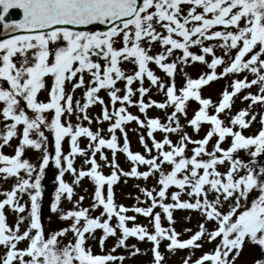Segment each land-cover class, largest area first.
Returning a JSON list of instances; mask_svg holds the SVG:
<instances>
[{
  "label": "snow or ice",
  "instance_id": "6c2138e0",
  "mask_svg": "<svg viewBox=\"0 0 264 264\" xmlns=\"http://www.w3.org/2000/svg\"><path fill=\"white\" fill-rule=\"evenodd\" d=\"M184 5L188 6L186 15L181 14ZM11 9H19L23 18L9 25L4 23V18ZM0 24L5 31L26 33L0 40V117L5 122L0 147L11 146L10 140L18 138L13 155L0 153L2 178L16 179L10 191L0 192L4 196L0 200V246L3 248L0 264H110L117 259L123 261V256L94 255L90 246H86L91 239L102 249L109 237L117 240L118 247H126L129 238L149 242L153 264H163L165 259L159 251L162 241L167 242L165 249L170 253L198 250L202 248L200 241H216L213 250L203 253L193 264H237L247 243L258 248L260 253L252 264H264V114L260 115L259 130L250 136L243 135L242 131L250 128L256 120L255 115L246 120L248 111L238 110L228 116V125L219 118L221 114L227 115L226 110L231 109L238 93L252 86L258 87V93L246 94L241 101H250L249 108L257 103L264 105V0H0ZM91 25H107V29L81 30ZM157 25L167 34L161 35L156 30ZM218 27L222 30H216ZM206 41L218 43L205 46ZM154 42H158L163 51L149 55ZM192 47L198 48L199 54L190 51ZM216 47L223 49L227 60L215 55ZM174 50H179L182 55L167 62ZM230 50L235 51L234 56L229 55ZM205 57H210V62ZM97 61H103V64ZM123 62L134 65L133 74H126L119 67ZM150 63L170 78L168 84L160 82L149 70ZM195 63L206 66L209 71L196 79L185 73L183 86L177 89L172 79L176 72H183V66ZM178 64L182 66L179 69ZM221 66L222 70L217 74L216 69ZM244 72L255 78L250 81L246 77L233 79L231 91L223 90L217 104L202 98L200 90L210 82ZM84 73L90 79L81 104L79 99L74 101L73 93L84 87ZM74 77H77L76 82L65 92V83H71ZM145 77L166 97L163 102L144 101L143 97L149 91L143 87ZM46 78L50 79V84H46ZM118 81L124 82L122 96L118 95L121 89L115 87ZM134 81L141 85L135 92L130 87ZM101 89L106 91L110 104L114 106L119 102L121 106L113 107L109 112L104 100L97 95ZM41 92L46 93L47 102L38 99ZM135 94L140 99L133 102ZM190 101L198 108L187 120V125L197 134L202 125L210 126L197 140L183 132L179 123L180 116L187 119ZM93 104L102 106V120L98 117L97 123L110 122L106 129L109 139L101 136L99 128L93 132L79 123L73 126L68 122L69 117H75L91 124L86 110ZM133 106L144 114V120L126 110ZM153 107L173 109L170 114L166 113V123H161L159 118L147 117V110ZM130 122L146 130L151 148L145 142V136L137 135L148 158L130 151L124 128ZM17 126H22L19 135ZM45 130L55 141V155L51 159L57 170L54 176L57 186L50 210L58 214L59 220L70 222L69 226L47 234L41 220V181L50 163ZM117 130L124 137L122 146L117 143ZM155 132L164 134L160 141L154 138ZM32 134L35 139L31 138ZM168 134H177L178 142L174 144ZM66 137L70 151L64 155L62 141ZM79 137H86L90 142V156L78 147ZM214 137L211 150H208L206 146ZM226 139L230 143L223 149L220 145ZM188 145L193 147L188 149ZM25 148L41 153L38 165L22 159ZM101 149L111 150L112 159L109 160ZM153 149L155 155H151ZM186 150L190 155H186ZM117 152H122L130 162V170L124 171L117 164ZM240 152L245 154V159L239 157ZM97 153L104 166L111 168L107 176L101 174L100 165L93 158ZM76 156L86 157L83 164L90 165L89 170H75L73 158ZM225 163L228 165L226 171H218V166ZM138 166H147V170L140 172ZM163 166H169L170 170L166 172ZM21 172L27 178L20 176ZM65 172L73 174V184L85 177L92 182L94 193L90 208L91 211L101 209L99 216L92 218L88 208H78L83 196L73 205L77 210L65 212L59 207L62 198L71 201L73 197V188L62 179ZM155 174H158V190L149 191L137 186L151 201L147 207L127 208L115 203L114 185L121 177L127 183V178L147 180ZM170 188L175 191L169 193ZM182 194L188 199L182 200ZM24 196L27 200L21 203ZM168 199L171 202L165 203ZM225 205L227 210L222 212L220 209ZM5 206L17 214L12 227L6 225ZM157 208L160 211L154 212ZM176 210L198 212L202 221L214 222L215 227L209 230L201 222L188 239L180 240L181 233L172 227L176 223L173 219ZM128 212L150 217L152 231L135 224L136 215H127ZM161 212L168 228L161 226ZM22 213L26 215H20ZM113 218L114 226L110 223ZM183 220L188 221L190 217ZM130 221L131 227L127 226ZM22 224L25 228L20 231ZM96 230L102 232L99 237L95 235ZM182 231L190 233L192 230L185 228ZM68 233H71V239L65 241ZM21 243H25L22 249L18 247ZM130 247L131 256L140 254L135 245ZM189 261L190 257H185L182 264H189Z\"/></svg>",
  "mask_w": 264,
  "mask_h": 264
},
{
  "label": "rangeland",
  "instance_id": "374dc122",
  "mask_svg": "<svg viewBox=\"0 0 264 264\" xmlns=\"http://www.w3.org/2000/svg\"><path fill=\"white\" fill-rule=\"evenodd\" d=\"M182 7V15H186V11L188 6L184 5ZM197 12L200 11V9L196 10ZM195 23V22H194ZM191 26V25H189ZM89 31H101L97 28L93 29H88ZM156 30L161 33V35H166L167 33H164L163 30L157 25ZM216 30H222L221 28H217ZM173 38L179 39L175 36ZM209 43L216 44L218 42H205V46H207ZM147 47L146 45H142ZM119 47V45H117ZM163 51V49L160 48V45L158 42H154L151 45V50L149 51V55H155L159 52ZM190 51H192L195 54H199L198 48L192 47L190 48ZM235 51L230 50L229 55L234 56ZM182 55L179 50H174L173 55L169 58L167 62H173L177 57ZM215 55L221 56L223 59L227 60L228 58L223 56V49H220L218 47L215 48ZM206 60L210 62V57H205ZM95 61L96 58H93ZM101 64H103V61H97ZM119 67L125 71L126 74H133L134 73V65L131 63L123 62L119 65ZM181 65H177V68H181ZM149 70H151L160 80V82H163L164 84H168L170 82V78H168L155 64L150 63L148 65ZM222 70V66L218 67L216 69L217 74L220 73ZM209 70L206 68V66L200 65L198 63L195 64H190L188 66H183V72L177 71L176 74L174 75V83L176 85V88L179 89L183 86L184 83V74L186 73L189 78L196 79L199 77L201 73H207ZM80 74H78L79 76ZM247 78V80L254 79L255 77L251 73H240V74H230L223 79L217 80L210 82L208 85L204 86L200 90V94L202 98H209L213 104H217L220 99V94L223 90L227 88V90L231 91L230 88V82L233 79H243ZM84 78V87L83 88H78L75 90L73 93L74 101L76 99H79L81 104L84 103L83 100V92L87 90V87L89 86V75L87 73L83 74ZM77 80V77L73 78V81L71 83L66 82L64 86L65 92H68L71 88V84L75 83ZM50 79L46 78V84H50ZM94 86V85H93ZM141 85L139 82L134 81L133 84L130 86L133 91L135 92V89L140 87ZM115 87L120 88L121 92L118 93V95H123V87H124V82L123 81H118L115 85ZM143 87L148 88L149 91L148 93L143 97L144 101L147 102L148 99H151L157 103L163 102L166 97L162 95L157 88L153 87L150 85V83L147 81V78H144V84ZM258 87L257 86H252L250 89H245L242 90L240 93H238L234 98H233V103L232 107L230 110H226L227 115L221 114L220 119L224 121L225 125H228V116L236 114L238 110H246L249 113V117H246L245 119L247 120L250 118L252 115H255L256 120L252 122L250 128L243 130L242 134L245 136H250L254 135L260 128L259 124V119L260 115L264 114V105H261L259 103L254 104L249 108L250 101H241V97H243L246 94H257L258 93ZM99 98L104 100V106H107L109 112L112 111L113 107L119 108L121 105L119 102H117L114 106L110 104L109 98L107 97L106 91L101 89L98 94ZM38 99L43 102H47V96L45 92H41L38 94ZM138 99H140L138 94H135L132 96V101L135 102ZM23 106V105H22ZM73 107L75 108V103H73ZM101 108L102 106L99 104H93L90 108H88L87 115L89 118L92 120V123L89 124L87 121L83 120L82 118L80 120H76L75 117H69L68 122L71 123L73 126H75L77 123L80 124L81 127H87L91 131L95 132L98 128L100 129V134L102 137L105 139L110 138V134L106 132V129L109 127L108 121H102L101 123H97V118L101 117ZM198 108V105L195 102H189L187 106V119L185 117L180 116L179 117V123L183 129V132H186L193 140L201 139L207 129L210 127L208 125H202L200 132L194 133L192 129L187 125V120H190L192 118V115L194 114V110ZM126 110L131 113L132 115L138 116L141 120L145 119L144 114L139 113L138 108L136 107H127ZM172 108H167L165 110H160L156 108H149L147 110V117L148 118H159L161 123H166V113L170 114L172 112ZM29 116H31L30 112H26ZM209 114H212V109H209ZM82 115V114H81ZM179 115V114H178ZM10 123V122H8ZM4 124L5 122L3 121L2 117H0V135L3 134L4 131ZM174 126V125H173ZM230 126V125H229ZM125 132H127V137L130 142V151L133 153H140L141 155H145L146 158H148V154L144 152L143 147L139 144L138 140V135H143L145 136V142L149 145L151 148V141L147 139L146 136V130L145 129H139L135 122H130L127 125L124 126ZM135 129L136 131L133 132L131 130ZM236 130V129H234ZM17 133L18 135L22 133V126H17ZM45 135L48 137V151L50 153V163L49 166L45 170V175H56L57 170L55 169L54 163L52 162L51 157L55 155V141L52 138L51 134L48 133L45 130ZM115 135L117 136V143L118 146H122L123 144V135L119 132V130L116 131ZM169 139L172 140V142L175 144L179 140V136L177 134H168ZM164 134L160 132H155L154 133V138L157 141H160L163 138ZM31 138L35 139V135L32 134ZM215 137L213 138L212 141L209 142V144L206 146L208 150H211L212 144L214 143ZM10 145L11 146H3L0 147V153L11 156L14 154V148L18 144V138L13 137L10 140ZM230 141L226 139L225 142L221 143V148L226 149L229 146ZM0 144H2V140H0ZM78 147L82 150H85L88 152V150L91 147L90 142L86 137H79L77 141ZM193 145H188V149H191ZM167 150V148L165 149ZM70 151V145L68 142V138L66 137L64 141H62V153L64 155H67ZM101 151L105 154V156L111 160L112 155H111V150L109 149H101ZM156 152L153 149L151 152V155H155ZM91 153L88 152V156H90ZM186 155H190V151L186 150ZM239 157L242 159H245V154L243 152H240ZM41 158V153L36 152L34 150L25 148L23 152L22 159H27L29 160L30 163L33 165H38L39 161ZM86 157L85 156H76L73 158V166L77 172L84 170L87 171L90 168V165H84L83 161ZM97 163L100 165L99 171L101 174L107 176L111 173V168L104 166L103 162L99 160V153L96 154L95 157ZM115 160L117 164L120 166L121 169L124 171L130 170V162L127 161V158L124 156L122 152H117L115 156ZM227 163L223 166H218V171L220 172H225L227 169ZM164 170L167 172L170 170L169 166H163ZM138 171L143 172L147 170V166H138ZM20 176L27 178L23 172L19 173ZM3 174H0V192H5V191H10L11 187L16 183V179L14 177L12 178H7L3 179ZM64 182L68 183L70 187L73 188V197L71 201H68L66 198H62L61 203L59 207L66 211L69 210H77L76 208L73 207L74 204L79 200V197L83 196L84 199L79 203L78 208H88L89 209V215L92 218H95L100 215L101 209H97L96 211H91V204L93 203L92 196L94 193V185L88 178H83L79 181L78 184H73V180L75 177L73 176L72 173L65 172V175L62 178ZM158 179V174H155L154 176H150L147 180L144 179H135V178H127V183H124L125 178L121 177L120 181L114 185V200L115 203L119 206L122 205L127 208L131 207H147L151 201H148L147 198L139 192V187H143L146 190L151 191L153 188H156L158 190L159 186L157 185L156 181ZM139 186V187H137ZM106 188V186H105ZM171 191H175L174 188L169 189V193ZM55 191L48 197H42L41 204L44 201L49 200L51 202L52 196L54 195ZM211 198V197H209ZM4 199L3 195H0V200ZM181 199H188L186 196L183 194L181 195ZM27 200V196H24L20 202L24 203ZM139 201H144V203H140ZM165 203L171 202L170 199L165 200ZM222 212L227 210V205L222 207L220 209ZM160 211L158 208L154 209V212ZM3 214L6 217V225L9 227H12L14 225L15 220L17 219V214L14 213L11 209H9L7 206L3 209ZM20 215H26L25 213H22ZM127 215H136V221L135 224L140 225V226H146L149 231H152V225L149 223L150 217L145 218L142 216H139L138 214L128 212ZM184 217H190V220L184 221ZM173 219L176 221L172 227L178 232L181 233L179 236L180 240H185L188 239L189 236L194 233L195 231L198 230V224L203 222L205 224V227L209 230L213 229L215 227L214 222H207V221H202L201 215L198 212H189V211H181V210H176L173 212ZM41 220L43 224V229L45 234L55 230V229H63L67 226H69V221H62L58 219V214L52 213L51 210H49L45 215L41 213ZM113 226L115 225V218L110 222ZM127 226L131 227L133 226L132 222H128ZM161 226L164 228H168L169 225L167 223V220L163 217V213L161 212ZM25 228V225L20 226V231H23ZM191 229L192 231L190 233H184L182 229ZM102 234L101 230H96L95 235L99 237ZM117 234L118 230H117ZM71 239V233H68L64 240L68 241ZM167 242L162 241L161 245L159 247L160 253L165 257L163 264H182V260L185 257H190L189 264H193V262L198 259L203 253L211 252L213 248L215 247L216 241L213 243H206L204 241H200L202 243V248L198 250H176L175 252H168L165 249V244ZM131 245H135L139 250L140 254L137 256H131ZM90 246L91 252L94 255H112L114 257H121L123 256L124 259L123 261L117 259L113 262H110V264H153V258L150 252V249L152 245L149 242H140L135 240V238H129L126 241V247H118L117 246V240L115 238L109 237L106 239L105 244L103 248L101 249L98 244L89 239L87 241V245ZM19 248H24L25 243H21L18 245ZM115 248V251H112V249ZM0 252H3L2 246H0ZM260 253L258 248L254 246H250L247 243L244 245V250L241 253L239 259L237 260V264H252V261L254 258L259 257Z\"/></svg>",
  "mask_w": 264,
  "mask_h": 264
},
{
  "label": "water",
  "instance_id": "95a60500",
  "mask_svg": "<svg viewBox=\"0 0 264 264\" xmlns=\"http://www.w3.org/2000/svg\"><path fill=\"white\" fill-rule=\"evenodd\" d=\"M22 18H23L22 13L20 12L19 9H11V10H9V12L7 14H5L4 23L11 25V24L17 23ZM104 26H107V25H104ZM21 31L22 30H17L15 32L5 31V29L3 28V25L0 24V39H2L4 36H6L8 34L17 33V32H21Z\"/></svg>",
  "mask_w": 264,
  "mask_h": 264
}]
</instances>
